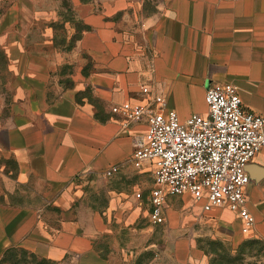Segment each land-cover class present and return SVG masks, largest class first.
I'll list each match as a JSON object with an SVG mask.
<instances>
[{
  "label": "crops",
  "instance_id": "1",
  "mask_svg": "<svg viewBox=\"0 0 264 264\" xmlns=\"http://www.w3.org/2000/svg\"><path fill=\"white\" fill-rule=\"evenodd\" d=\"M1 1L0 264L12 250L57 261L69 256L72 264H142L113 254L126 250L115 238V220L129 225L142 213L131 194L113 189L104 209L79 205L76 179L154 178L153 162L133 157L146 121L126 126L112 109L126 100L163 94L185 120L207 112L210 84L230 81L244 106L264 115V0H166L136 29L115 19L127 3L91 7L69 50L80 60L73 88L51 85L54 60L69 56L53 44L54 7ZM113 164L120 169L107 175ZM248 166L254 228L245 232L227 206L206 209L188 192L170 196L162 223L171 238L149 264H232L223 251L264 239V148Z\"/></svg>",
  "mask_w": 264,
  "mask_h": 264
},
{
  "label": "built area",
  "instance_id": "2",
  "mask_svg": "<svg viewBox=\"0 0 264 264\" xmlns=\"http://www.w3.org/2000/svg\"><path fill=\"white\" fill-rule=\"evenodd\" d=\"M205 101L206 113H192L185 120L168 107L163 94L147 102L126 100L112 109L126 126L146 121V133L133 157L154 164L155 184L150 191L154 223L165 221L170 196L188 192L195 200H203L206 209L224 205L237 211L248 232L256 217L248 206L252 179L247 166L264 148V115L247 109L238 86L230 81L210 84ZM119 169V164H113L106 174Z\"/></svg>",
  "mask_w": 264,
  "mask_h": 264
},
{
  "label": "rangeland",
  "instance_id": "3",
  "mask_svg": "<svg viewBox=\"0 0 264 264\" xmlns=\"http://www.w3.org/2000/svg\"><path fill=\"white\" fill-rule=\"evenodd\" d=\"M166 0H41L42 5L48 3L54 7L51 20L54 29V47L60 51L72 50L75 41L81 31L86 27L84 17L92 8L96 10L105 9L106 6L123 5L128 6L120 10L115 15V19L125 26L138 28L144 25V21L150 15H154L159 10V5ZM28 4V1H25ZM5 2H0V17L4 10ZM26 18V16H25ZM64 54V53H63ZM66 60H54V69L51 74V85L61 84L63 87L73 88L76 85L75 73L80 70L79 57L72 55ZM57 90V87H54ZM139 178L134 176H100L97 174L85 175L76 179L74 189L79 190L81 196L77 204L92 205L99 209H104L111 199L116 189L131 194L135 208L142 211L140 217L129 225L119 224L115 220V238L123 240L126 250L113 252L114 256L132 257V260L140 261L142 264H149L150 261L159 254L168 244L171 234L167 231L166 223H154L149 216L151 210L150 191L154 178L149 175L144 184L138 183ZM251 186V184H250ZM264 194V183H262ZM120 191H118L120 193ZM142 196H137L138 192ZM73 194V193H72ZM76 194V193H75ZM174 197V196H171ZM168 198V201L170 198ZM253 199V195L251 194ZM262 220H264V203L262 204ZM259 216L257 215V218ZM255 238V237H253ZM106 241L102 244L105 245ZM104 256L110 255L109 251H104ZM225 261H231L232 264H264V239L255 238L250 242L243 244L239 251H223L221 253ZM7 264H72L71 258L65 256L61 261L51 258H40L36 255H29L25 251L12 250L7 254Z\"/></svg>",
  "mask_w": 264,
  "mask_h": 264
},
{
  "label": "water",
  "instance_id": "4",
  "mask_svg": "<svg viewBox=\"0 0 264 264\" xmlns=\"http://www.w3.org/2000/svg\"><path fill=\"white\" fill-rule=\"evenodd\" d=\"M247 168H248V170H249V166H247ZM249 172H250V170H249Z\"/></svg>",
  "mask_w": 264,
  "mask_h": 264
}]
</instances>
